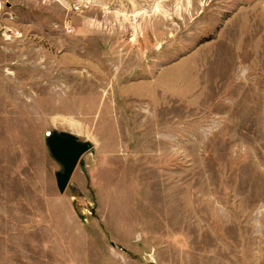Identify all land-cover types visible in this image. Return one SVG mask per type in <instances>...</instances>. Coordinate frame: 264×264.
<instances>
[{
    "label": "rangeland",
    "instance_id": "374dc122",
    "mask_svg": "<svg viewBox=\"0 0 264 264\" xmlns=\"http://www.w3.org/2000/svg\"><path fill=\"white\" fill-rule=\"evenodd\" d=\"M12 2L0 264H264V0Z\"/></svg>",
    "mask_w": 264,
    "mask_h": 264
},
{
    "label": "water",
    "instance_id": "95a60500",
    "mask_svg": "<svg viewBox=\"0 0 264 264\" xmlns=\"http://www.w3.org/2000/svg\"><path fill=\"white\" fill-rule=\"evenodd\" d=\"M46 142L53 157L63 166V171L56 173L57 184L62 192L79 158L90 148V144L77 140L76 136L67 132H53Z\"/></svg>",
    "mask_w": 264,
    "mask_h": 264
},
{
    "label": "built area",
    "instance_id": "2783aa9c",
    "mask_svg": "<svg viewBox=\"0 0 264 264\" xmlns=\"http://www.w3.org/2000/svg\"><path fill=\"white\" fill-rule=\"evenodd\" d=\"M40 2H61L71 9L81 6L89 7L98 5L104 0H37ZM19 19L15 11V3L12 0H0V40H15L22 36L19 27Z\"/></svg>",
    "mask_w": 264,
    "mask_h": 264
}]
</instances>
